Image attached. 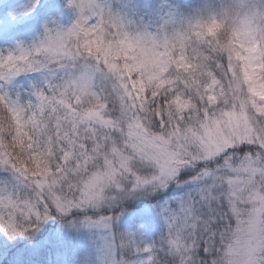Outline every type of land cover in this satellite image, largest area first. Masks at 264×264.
<instances>
[{"label": "snow or ice", "instance_id": "obj_1", "mask_svg": "<svg viewBox=\"0 0 264 264\" xmlns=\"http://www.w3.org/2000/svg\"><path fill=\"white\" fill-rule=\"evenodd\" d=\"M0 264H264V0H0Z\"/></svg>", "mask_w": 264, "mask_h": 264}]
</instances>
